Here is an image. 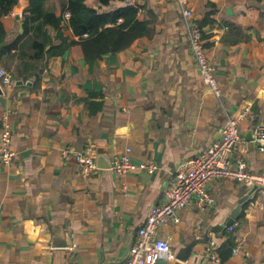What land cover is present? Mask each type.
I'll list each match as a JSON object with an SVG mask.
<instances>
[{
    "label": "crops",
    "instance_id": "1",
    "mask_svg": "<svg viewBox=\"0 0 264 264\" xmlns=\"http://www.w3.org/2000/svg\"><path fill=\"white\" fill-rule=\"evenodd\" d=\"M127 1L138 6L150 33L93 62L80 44L35 58L29 41L42 29L55 32L41 29L26 10L29 0H17L2 18L0 68L15 81L0 84V118L7 114L15 155L0 163V264H101L103 255L134 242L151 207L165 200L174 168L218 139L227 116L244 113L239 153L250 169L264 167V152L246 136L264 113V6L256 3L264 2L186 0L216 66L217 96L190 52L178 1ZM46 4L59 14L63 2ZM68 17L66 11L63 33L78 39ZM91 145L97 167L83 174L76 155ZM127 148L135 162L155 161V171L121 174L108 166ZM208 188L213 205L201 208L192 199L178 222L158 228L173 256L155 264H264L261 197L245 202L230 230L226 222L246 186L214 178ZM227 238L232 245L223 250Z\"/></svg>",
    "mask_w": 264,
    "mask_h": 264
},
{
    "label": "built area",
    "instance_id": "2",
    "mask_svg": "<svg viewBox=\"0 0 264 264\" xmlns=\"http://www.w3.org/2000/svg\"><path fill=\"white\" fill-rule=\"evenodd\" d=\"M186 20L187 38L190 52L199 68L203 80L217 95H221V88L216 77V66L206 54L205 40L201 26L193 19V11L186 5V0H177ZM0 84H10L15 81L13 74L5 68H0ZM244 113L237 116H227L222 134L197 154L180 161L174 168L165 188V200L151 207V210L136 230L131 253L123 264H155L161 258L173 256L168 239L157 235L159 227L180 220L179 210L185 207L192 199L201 208L214 204L215 197L208 188V183L214 178H231L243 183L251 198L259 195L264 206V167L252 170L246 160L239 153L243 136L239 129V119ZM0 163L7 164L15 153L10 147L11 128L7 114L0 118ZM252 142L255 147L264 152V113L252 126ZM68 149L64 151L66 152ZM91 146L85 147L76 157L82 163V173L88 174L95 169V153ZM111 167L118 173L130 170H144L153 173L157 163L153 160L135 162L127 151L116 155ZM234 225H229L232 230ZM240 241L232 248L235 252Z\"/></svg>",
    "mask_w": 264,
    "mask_h": 264
},
{
    "label": "trees",
    "instance_id": "3",
    "mask_svg": "<svg viewBox=\"0 0 264 264\" xmlns=\"http://www.w3.org/2000/svg\"><path fill=\"white\" fill-rule=\"evenodd\" d=\"M95 1L97 6L89 4L88 0H62L61 12L57 14L47 6V0H29L26 10L40 22L41 29L50 26L55 32L52 37L47 28L42 29L40 39L32 38L29 41L34 57L61 54L71 44H80L85 59L93 62L103 55L127 48L138 37L150 33L148 21L139 15L137 5L127 0H118L125 3L104 9L103 6L114 0ZM16 3L17 0H0V55L4 52L6 34L2 18ZM66 11L69 13L68 24L78 39H69L63 33L62 21ZM228 245H232L231 238H227L223 250H227Z\"/></svg>",
    "mask_w": 264,
    "mask_h": 264
},
{
    "label": "water",
    "instance_id": "4",
    "mask_svg": "<svg viewBox=\"0 0 264 264\" xmlns=\"http://www.w3.org/2000/svg\"><path fill=\"white\" fill-rule=\"evenodd\" d=\"M256 3H258L261 6H264L263 3H260V2H256ZM251 133H252V128L250 129V131L246 135L248 139L252 137ZM108 166H111V160L109 161ZM251 194H252V192L246 193L244 196H242L238 199V202L235 205L233 212L231 213V217L228 219L226 224H228V225L231 224L232 220L234 218H237V216H238L239 212L241 211L245 202L247 200L251 199ZM195 242H197V241H192V242L188 243L185 246V248H183L180 251L178 257L181 259H185L188 256V254L190 253V250H191L192 246L195 244ZM132 245H133V240L126 243L125 246L123 248H121L117 253H114L113 255L108 256V257H105L103 255L101 264H123L131 253Z\"/></svg>",
    "mask_w": 264,
    "mask_h": 264
}]
</instances>
